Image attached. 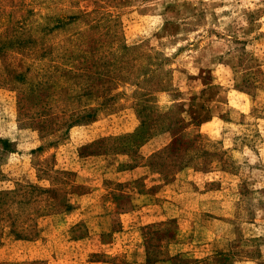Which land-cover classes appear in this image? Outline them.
<instances>
[{
  "label": "rangeland",
  "instance_id": "1",
  "mask_svg": "<svg viewBox=\"0 0 264 264\" xmlns=\"http://www.w3.org/2000/svg\"><path fill=\"white\" fill-rule=\"evenodd\" d=\"M0 264H264V0H0Z\"/></svg>",
  "mask_w": 264,
  "mask_h": 264
}]
</instances>
